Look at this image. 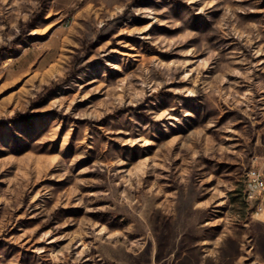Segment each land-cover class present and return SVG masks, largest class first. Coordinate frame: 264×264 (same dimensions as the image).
<instances>
[{"label": "rangeland", "instance_id": "obj_1", "mask_svg": "<svg viewBox=\"0 0 264 264\" xmlns=\"http://www.w3.org/2000/svg\"><path fill=\"white\" fill-rule=\"evenodd\" d=\"M39 6L0 0V264L263 261L264 0Z\"/></svg>", "mask_w": 264, "mask_h": 264}, {"label": "built area", "instance_id": "obj_2", "mask_svg": "<svg viewBox=\"0 0 264 264\" xmlns=\"http://www.w3.org/2000/svg\"><path fill=\"white\" fill-rule=\"evenodd\" d=\"M264 194V172L258 169H251L247 174L246 196L249 201H260L255 217L260 216L264 212V199L260 197ZM253 264H264L263 261H256Z\"/></svg>", "mask_w": 264, "mask_h": 264}, {"label": "trees", "instance_id": "obj_3", "mask_svg": "<svg viewBox=\"0 0 264 264\" xmlns=\"http://www.w3.org/2000/svg\"><path fill=\"white\" fill-rule=\"evenodd\" d=\"M50 0H40V6H39V18L40 19H43L45 18L46 16V12H47V9H48V2ZM39 22V20H38ZM28 35V34H27ZM27 35H22V36H17V38L14 39L13 42V49H16L18 47V44H21L22 42L25 41ZM4 50L3 49H0V55H4V56H10V55H13V54H9L7 53L8 50H6L7 52H3Z\"/></svg>", "mask_w": 264, "mask_h": 264}]
</instances>
